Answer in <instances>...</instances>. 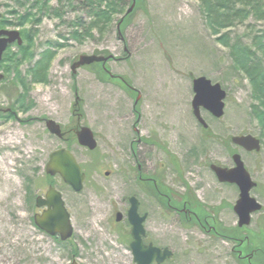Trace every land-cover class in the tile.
Wrapping results in <instances>:
<instances>
[{
    "label": "rangeland",
    "instance_id": "374dc122",
    "mask_svg": "<svg viewBox=\"0 0 264 264\" xmlns=\"http://www.w3.org/2000/svg\"><path fill=\"white\" fill-rule=\"evenodd\" d=\"M42 1L0 0V13L6 19L14 18L7 12L12 10L30 11L38 18L23 27L0 23L31 38L21 45L29 48L28 59L22 61L20 47L12 45L0 64L4 74L0 81V264H70L72 258L80 264H133L129 226L114 221L117 211L125 214L128 204L123 197L130 194L140 200V211L148 213L147 240L173 252L164 264H248L232 252L230 241L193 223L184 225L181 216L141 191L136 178L140 164L148 174L161 172L164 182L181 193L176 181L177 172L183 173L205 211L232 229L238 220L233 211L238 191L234 185L220 184L209 164L231 166L233 152L241 155L256 182L250 194L262 209L252 215L242 235L254 232V262L264 264V253L258 255L264 248V139L259 152L223 143L231 135L260 138L252 114L258 102L247 75L235 67L230 47L218 39L227 35L229 44L240 41L253 47L264 66V48L255 47L264 19L250 16L216 31L208 25L200 0H135L120 24L123 40L117 34L123 13L102 32L93 30L91 36L77 40L69 23L88 21L86 1L46 0L44 8ZM125 1L127 10L130 0ZM93 54L112 55L108 71L126 78L132 90L105 80L101 62L72 73L71 65L80 55ZM39 66H44L45 80L41 73L33 77ZM198 76L226 91L222 117L201 109L209 134L201 131L192 114V79ZM7 108L11 110L6 112ZM48 119L62 130L89 127L96 147L81 146L71 131L64 139L52 134ZM139 137L159 146L137 142L138 152L133 155L130 144ZM58 148L69 149L81 165L85 173L81 191H74L59 175L45 173L50 153ZM49 184L61 192L71 215L73 235L64 244L38 231L32 222L36 209L30 202L34 195H43Z\"/></svg>",
    "mask_w": 264,
    "mask_h": 264
},
{
    "label": "water",
    "instance_id": "95a60500",
    "mask_svg": "<svg viewBox=\"0 0 264 264\" xmlns=\"http://www.w3.org/2000/svg\"><path fill=\"white\" fill-rule=\"evenodd\" d=\"M134 5L135 0H132L126 14L133 10ZM120 22L117 24V34L118 38L123 40L120 33ZM13 42H17V44L22 43V38L18 30H0V60L6 46ZM111 57L112 55H80L77 61L71 65L72 73H75L78 67L94 62H106ZM192 89L194 92L191 101L192 113L200 124L204 127L207 126L201 116V108L210 112L215 118L223 116L226 91L219 83H212L205 76H198L192 80ZM46 126L52 134L58 137L63 136L60 126L53 120L48 119ZM76 135L77 141L81 146L87 147L90 150L96 147V140L89 127L81 126L76 132ZM230 141L232 144L248 152H259L261 148L260 139L252 134L232 135ZM232 160L234 166L231 168L211 165V169L215 172L220 182L235 184L238 187L239 195L233 206V211L238 217V226H248L251 223L252 214L260 211L262 205L250 195V191L256 186V182L251 179L240 154L234 153ZM45 173L50 176L59 175L63 182L76 192L82 190L85 174L82 172L80 164L69 149L58 148L52 151L45 165ZM129 201L130 207L127 218L131 225L132 241L130 242V249L134 264H163L165 260L172 257L173 252L167 247L162 249L152 244H143L142 236L145 234L143 222L146 215L140 216L138 214V200L134 196L130 197ZM36 207H45L41 213H36L33 217V222L38 229L49 236L57 235L61 241H66L71 238L73 226L70 213L65 206L60 191L56 190L53 186H49L44 197H36ZM120 218L121 213L117 212L115 219L118 221ZM70 264L80 263L75 258H72Z\"/></svg>",
    "mask_w": 264,
    "mask_h": 264
},
{
    "label": "trees",
    "instance_id": "16d2710c",
    "mask_svg": "<svg viewBox=\"0 0 264 264\" xmlns=\"http://www.w3.org/2000/svg\"><path fill=\"white\" fill-rule=\"evenodd\" d=\"M48 1V0H47ZM86 1V11L88 13V21L83 22L82 20L76 19L75 21L69 23L72 28L71 35L72 37L80 40L85 36H91L93 30H97L98 32H102L108 26L112 24L116 15L123 13L121 24L125 23L128 15H125L126 10L124 7L126 5L125 0H85ZM132 0H130L131 4ZM46 0L42 1L41 5H44ZM202 5L203 12L206 16V21L211 29L220 31L223 27H230L235 20H239L241 22L247 20L250 16H254L259 19H264V0H200ZM35 4V3H34ZM40 4V3H39ZM46 6V5H45ZM8 14L13 15V19L5 18L4 15L0 18V23H5L8 26L13 27H23L27 24L36 23L38 18L34 13L30 11L25 12L23 14H19L16 10L7 11ZM120 21V19H119ZM118 23V22H117ZM255 47L258 50H262L264 48V31L260 36L256 37ZM219 40H223L222 44H225L230 47L231 53L234 57V64L238 70L244 72L250 84L252 85V96L258 102L256 105L252 107V114L256 118L259 127H260V141L263 143L264 139V66L262 65L260 59L258 58L257 51L253 49V47L243 44L240 41H236L233 44L228 43L227 35H223L218 38ZM22 40H26L31 42V38L27 34L22 37ZM23 44V43H22ZM254 44V43H253ZM254 46V45H253ZM20 47V52H22V61L28 59L26 56L28 54V47ZM45 59V57H43ZM50 59V58H49ZM52 59V58H51ZM42 58L38 62L37 66L41 63ZM44 64V63H42ZM41 64V65H42ZM40 65V66H41ZM99 65L94 63L90 66ZM39 66V67H40ZM44 68V66H43ZM42 67L38 71H35V76L37 74L42 80L44 76L42 74ZM103 75L109 81H116L110 79L107 75H105L103 69H101ZM125 79V78H124ZM126 80V79H125ZM130 83L128 80H126ZM128 90V88L126 87ZM210 133V132H209ZM228 145L230 144L229 137L227 138ZM231 152V150H230ZM33 199V198H32ZM31 201V200H30ZM31 203V202H30ZM245 228L241 229L238 227H233L232 229H226L227 238L231 239V237H241ZM219 230V229H217ZM39 231V230H38ZM41 232V231H40ZM250 232V231H249ZM252 232L248 235V239L250 240V246H253L254 236ZM51 239L57 241L58 244H64L66 242H62L58 237H50ZM244 241V240H243ZM254 247V246H253ZM258 248H261L257 246ZM249 250V248H248ZM247 250V251H248ZM258 255L264 253V248L259 249ZM264 255V254H263ZM243 262V261H242ZM254 264H256L253 261Z\"/></svg>",
    "mask_w": 264,
    "mask_h": 264
},
{
    "label": "flooded vegetation",
    "instance_id": "af4514ba",
    "mask_svg": "<svg viewBox=\"0 0 264 264\" xmlns=\"http://www.w3.org/2000/svg\"><path fill=\"white\" fill-rule=\"evenodd\" d=\"M4 29H6V28L0 27V30H4ZM12 45H17V42H13V43L8 44L6 46L5 50L2 53L0 64H1L2 60H3V58L5 57V52L9 48H11ZM109 60L110 59H108L104 64H102V62L100 63L101 69H103V71L105 72L104 74L107 75L110 79H114V80L116 79L117 82L121 83L123 86L125 85L129 90H132V87H131L130 83H128L124 79V77H117V76L111 75V73L108 71L107 66H106V64H107V62ZM0 74H1V77H0V81H1L4 78V74L1 73V72H0ZM74 106H76V103L74 104ZM6 110H7L6 112H9L11 110V108H7ZM77 110H78V108H77ZM197 122H198V120H197ZM205 122H206V120H205ZM206 124H207L206 127H204L200 123H199V126H200L202 132L209 134L210 127H209V124L207 122H206ZM81 126L82 125H75V127L70 130L74 134V138L76 140H77L76 132L81 128ZM61 131L63 132V136L60 137L61 139H64L65 135L70 132L69 130H62V129H61ZM93 136H94V133H93ZM137 142L138 143H142L143 146H146V144L149 145V142H151L150 145L154 146V148L157 145L159 146V143H157V141H152V140L148 141L145 138L143 139L142 137H139V139L131 141L130 147H131L133 155H136V153L138 152L137 151L138 149L135 150V147H134V145L137 144ZM223 143L226 145V139L225 138L223 139ZM233 154H234V152L231 153V159H232V155ZM143 165L146 166L145 163ZM211 165H216V166L225 167V168H231V167L234 166L233 160H232V165L231 166L220 165V164H216V163L209 164V169L212 171L213 176L215 177V179L220 184H229L227 182H220L218 180L215 172L211 169ZM161 175H162L161 172L158 173L156 171L151 173V174L146 173L143 170V168L141 167L140 164L136 168V178L138 180V184L140 186V190L141 191H143L148 196H153L155 198V200L157 201V203L160 204L161 206H163L168 211H171V212L176 213L177 215L181 216V219L183 220L184 225H187L189 223H193L194 225H196V226L200 227L201 229L205 230L208 234L217 235L218 237H220V238H222L224 240L230 241L231 243H233L232 252L237 256L238 259H240L242 261L244 260L248 264H252L253 263L252 261H254V256H256L255 253H256L257 250L253 246L248 247L251 244V243H249L248 236L244 235L243 238H241V237L239 238V237H236V236L235 237H231V239L227 238V231H226L227 228L224 226L223 223H221L219 221H216V216L214 214L205 211L204 206L200 205V202L198 201V198L196 197L194 191L191 188H189L188 183L183 179L184 178L183 173L177 172L178 179L176 181L177 186L178 187L181 186V188L183 189V192H181V193H178L174 189H171V187H169L164 182L163 176H161ZM53 176H55V175H53ZM53 176H50V177H53ZM230 185H234L236 187V189L238 191V195H239L238 187L235 184H230ZM49 186H53V185L49 184L48 187ZM48 187H47V189H48ZM47 189H46V191H47ZM46 191L44 192L43 195H37V196L44 197ZM37 196L34 195V199L30 203V204H32L31 206H32L33 211H34V209H36V211L32 215V220H33V217H34V215L36 213H41L43 211V209L45 208V207H42V208L36 207V197ZM133 196L138 200V214L140 216L146 215V218H145V220L143 222V226H144V223H145V221H146V219L148 217V213L146 211H143V212L140 211V200L138 199V197L135 194H130V195L126 196V197H123V201L128 204V207H127V209L125 211V214L122 213L121 211H117V212L121 213L120 220L117 221L115 219L116 218V214H115V218H114L115 224H118V223H121V222H125L129 226V232H128L129 239H130V241H129V249H130V242L132 241V236H131V225H130V223L128 221L127 213H128L129 207H130L129 198L133 197ZM70 218H71V215H70ZM235 227H238V228H241V229L245 228L244 230L247 229L246 226L239 227L238 224ZM217 229H219V230H217ZM144 230H145V226H144ZM244 230H241V231H244ZM51 237H58V236L54 235V236H51ZM142 242L145 245L152 244L153 246L159 247V246L155 245L153 242L147 240L146 230H145V234L142 236ZM159 248L163 249L165 247H159ZM248 248H249V250H248ZM130 251H131V249H130ZM131 254H132V251H131ZM171 258H169V259H171ZM169 259L165 260L163 262V264L166 261H168ZM261 260L264 261V257L263 258L261 257ZM133 264H134V261H133ZM153 264H156V263H153ZM256 264H259V263L257 262Z\"/></svg>",
    "mask_w": 264,
    "mask_h": 264
}]
</instances>
